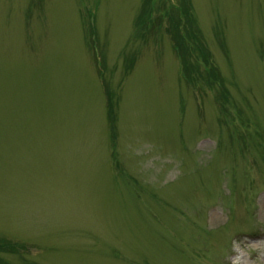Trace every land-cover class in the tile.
Instances as JSON below:
<instances>
[{
	"label": "rangeland",
	"instance_id": "rangeland-1",
	"mask_svg": "<svg viewBox=\"0 0 264 264\" xmlns=\"http://www.w3.org/2000/svg\"><path fill=\"white\" fill-rule=\"evenodd\" d=\"M0 264H264V0H0Z\"/></svg>",
	"mask_w": 264,
	"mask_h": 264
}]
</instances>
